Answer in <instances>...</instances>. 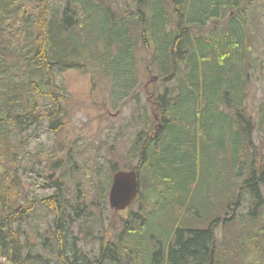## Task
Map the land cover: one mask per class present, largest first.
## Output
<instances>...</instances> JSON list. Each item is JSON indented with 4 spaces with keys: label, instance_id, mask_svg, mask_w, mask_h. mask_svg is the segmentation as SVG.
I'll list each match as a JSON object with an SVG mask.
<instances>
[{
    "label": "trees",
    "instance_id": "trees-1",
    "mask_svg": "<svg viewBox=\"0 0 264 264\" xmlns=\"http://www.w3.org/2000/svg\"><path fill=\"white\" fill-rule=\"evenodd\" d=\"M25 1L30 10L19 8L17 0H0V259L5 264H227L214 258L218 243L212 223L237 207L241 217L231 218L237 224L222 226L225 241L232 238L229 252L246 248L256 264L264 262V102L253 122L246 84L249 74H262L264 67L252 56L257 38L264 57V26H255L252 34L246 27L248 5L258 12L256 0ZM221 18L226 25H213L206 34ZM87 64L110 79L111 99L128 96L140 66L164 78L157 98L163 114L158 128L151 126L156 133L142 129L133 139L115 136L112 142L124 139L131 147L120 155L127 159L122 168L109 160L104 185L102 166L89 162L82 165L85 183L71 188V159L50 152L47 158H56L48 169L60 175L43 186L50 189L47 196L25 199L18 184L16 191L3 188L19 178L11 166V139L56 133L67 117L58 76L83 71ZM174 78L175 100L166 86ZM133 162L143 175L136 209H128L129 220H123L108 208L106 193L112 174ZM87 187L98 193L99 205ZM105 211L114 219L107 221ZM202 216L210 220L203 227L193 222Z\"/></svg>",
    "mask_w": 264,
    "mask_h": 264
},
{
    "label": "rangeland",
    "instance_id": "rangeland-1",
    "mask_svg": "<svg viewBox=\"0 0 264 264\" xmlns=\"http://www.w3.org/2000/svg\"><path fill=\"white\" fill-rule=\"evenodd\" d=\"M17 2L21 5L19 8L30 10V6L25 5V0H17ZM105 2L119 5V0H106ZM256 4L258 5V12L255 11V5L252 3L248 5L249 9L246 11L247 18L250 20L247 22L246 27L251 34L254 33L255 26H264V16L262 13L264 10V0H256ZM229 15L237 16V11H229ZM213 25L221 29L226 25V19L221 18L214 21L213 24L210 23L206 34L213 31ZM256 39L254 42L257 53L252 56L255 59L258 56L263 63L264 57L259 53ZM260 66H262L261 63H259ZM97 72L96 69L89 67L87 64V68L83 71L69 70L64 71L58 76V86L60 87L59 101L63 110L67 113V117L63 125L55 130L56 133L50 131L48 133L41 132V136L38 138H26V134H23L21 136H14L11 139L13 158L11 166L16 170L19 178L15 182H11L9 186L4 185L3 188L8 190L14 188L16 191V188L13 186L14 184H18L19 187H22L25 199L47 196L50 189H45L43 186L60 175V171L52 172L48 169V166L56 158H47V154L50 152L57 155L64 153V155H67L71 159L72 169L67 170V172L71 171L70 175L67 176V183L71 188L79 181V184L85 183L82 165H87L89 162L95 166H102L101 172L104 175L101 178V183L104 182V185L107 180L106 178L104 181V177L107 174L109 175V160L112 159V162L116 161L119 167L122 168L127 159H123L120 155L125 154L126 149L131 147V144L124 139L118 138L119 140L112 142L114 137L128 134V138L133 139L136 132L142 129L152 136L156 133L155 130L154 132L152 130L158 128L157 119L163 112L161 106L155 103L150 90L153 87H157L159 83L161 84L164 78L149 75L144 71L143 66H140L135 71L137 84L128 92V96H124L121 99H111L108 95L109 88L111 89L110 79ZM262 73H264V67ZM248 79L250 84H246L249 90V97L251 104L255 105L259 99L264 100V76H255L254 78L249 74ZM174 82H177L176 78L166 86L175 93V100L179 87L178 85L173 86ZM166 97L167 95L163 92L162 99H166ZM168 97L171 98L170 96ZM162 99H160V102ZM144 117L151 119L145 125L143 123L147 119ZM255 118L256 114L253 119ZM152 125L154 126L153 129H151ZM118 128L124 130L118 131ZM110 129L113 130L112 133L109 132ZM259 135L260 133L254 130L253 140L256 137L258 141ZM141 140L143 141L144 139ZM110 147H112V151ZM67 148H70V150L67 151ZM131 164L134 165V162ZM50 175L51 178L48 180L47 177ZM142 175L143 172L141 171L140 176ZM144 178H147V176H143L142 179L144 182L142 187V202H145V196L147 195V183ZM91 180H93V176ZM87 189L89 192L91 191L93 202L99 205L98 193H95L94 188L87 187ZM9 196H11V193ZM135 207L136 205L133 204L130 208L136 209ZM200 210L202 211V209ZM237 210L236 207L233 211L237 213ZM242 213L245 212L243 211ZM104 214L107 221L114 219V216L110 213L105 211ZM201 214L203 215V212ZM230 214L232 213L229 212L225 215V218H229ZM118 217H122L123 220H129L127 213H117L116 218ZM50 219L51 215L46 222ZM224 224H228V222H217L212 227L217 241H220V246L218 245L216 246L217 249L215 248V260L226 261L227 264H247V257L249 255L246 254V248L239 249L237 253L229 252L226 254L223 248L225 239L222 237V226ZM199 225L203 227L205 226V222H201ZM41 226H44V224H41ZM36 234L37 230L30 233L33 237ZM228 240L231 241V238H228ZM0 264H5L2 259H0Z\"/></svg>",
    "mask_w": 264,
    "mask_h": 264
},
{
    "label": "water",
    "instance_id": "water-1",
    "mask_svg": "<svg viewBox=\"0 0 264 264\" xmlns=\"http://www.w3.org/2000/svg\"><path fill=\"white\" fill-rule=\"evenodd\" d=\"M136 175L134 171L117 172L112 178L108 202L113 210H123L136 195Z\"/></svg>",
    "mask_w": 264,
    "mask_h": 264
},
{
    "label": "bare ground",
    "instance_id": "bare-ground-1",
    "mask_svg": "<svg viewBox=\"0 0 264 264\" xmlns=\"http://www.w3.org/2000/svg\"><path fill=\"white\" fill-rule=\"evenodd\" d=\"M129 17V16H128ZM198 155V154H197ZM158 176V175H157ZM156 189H157V187H156ZM152 194V193H151ZM161 195V194H160ZM48 208V207H47ZM58 211V210H57ZM56 215V214H55ZM65 224V223H64ZM61 230V229H60ZM63 230V229H62ZM61 233V232H60ZM63 233V232H62ZM56 237V236H55ZM56 241H57V239H56ZM58 243V242H57ZM26 246V245H25ZM123 251V250H122ZM84 253V252H83ZM80 257V256H79ZM66 258V257H65ZM72 259V258H71ZM118 260V259H117ZM84 261V260H83ZM71 264V263H70Z\"/></svg>",
    "mask_w": 264,
    "mask_h": 264
}]
</instances>
